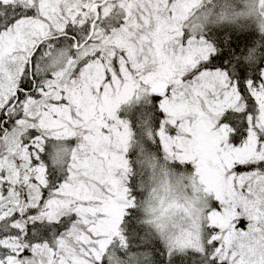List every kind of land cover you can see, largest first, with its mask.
<instances>
[{
    "label": "snow or ice",
    "instance_id": "snow-or-ice-1",
    "mask_svg": "<svg viewBox=\"0 0 264 264\" xmlns=\"http://www.w3.org/2000/svg\"><path fill=\"white\" fill-rule=\"evenodd\" d=\"M0 264H264V0H0Z\"/></svg>",
    "mask_w": 264,
    "mask_h": 264
}]
</instances>
